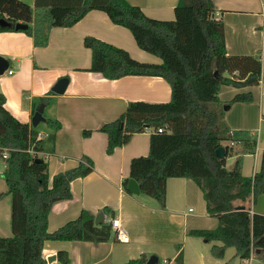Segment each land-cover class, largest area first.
I'll use <instances>...</instances> for the list:
<instances>
[{
	"label": "trees",
	"instance_id": "1",
	"mask_svg": "<svg viewBox=\"0 0 264 264\" xmlns=\"http://www.w3.org/2000/svg\"><path fill=\"white\" fill-rule=\"evenodd\" d=\"M93 9L105 11L114 23L130 29L138 45L163 62L140 61L122 47L87 36L85 45L92 50L89 70L108 79L161 76L172 88L170 101H130L124 113L104 123L99 129L108 135L107 152L113 153L135 132L152 128L150 151L132 159L130 178L149 182V192L162 202L165 180H194L203 191L208 213L219 219V225L215 229H194L190 234L220 241L222 244L212 247L216 257H224L230 246L242 258L251 257L257 249L264 250V214L236 204L251 196L257 200L264 194V154L262 168L253 176L242 174L240 157L232 169L226 167V157L234 153L230 144L224 145L225 157L216 154L224 141H244L250 151L256 146L247 131L231 134L219 92L224 84H259L263 74L261 57L228 54L224 21L216 16L214 0H179L172 20L152 18L128 0H34V7L23 0H0V18L12 23L0 24V31L17 30V22L28 23V28L17 31L26 32L36 45L44 46L52 27L73 26ZM49 99L42 97L41 101L47 103ZM233 100L253 101V96L239 94ZM5 103L6 96L0 91V154L5 150L9 154L3 174L6 194L11 196L12 230L11 235L0 236V264H45L43 249L47 240H108L112 225H97L87 210L59 229L48 231L54 202L71 198L72 181L92 172L94 163L83 156L77 166L58 172L50 183L47 161H37L30 152L32 147L41 149L35 128L20 121ZM49 123L55 130L61 125L58 121ZM159 127L165 131L158 132ZM91 132L85 130L83 134ZM58 259L62 264L71 263L64 250L58 252ZM176 260L183 264V252ZM145 262L146 258L140 257L124 264Z\"/></svg>",
	"mask_w": 264,
	"mask_h": 264
},
{
	"label": "crops",
	"instance_id": "2",
	"mask_svg": "<svg viewBox=\"0 0 264 264\" xmlns=\"http://www.w3.org/2000/svg\"><path fill=\"white\" fill-rule=\"evenodd\" d=\"M128 1L140 6L148 16L163 20L175 19L179 2ZM214 1L218 7L216 16L224 21L228 54L260 56L263 64L259 84L242 87L224 84L219 92L231 134L247 131L256 140L252 151L244 147V141H224L223 146L228 143L234 149L233 155L226 157V167L232 169L240 157L242 174L253 176L261 170L264 154V1ZM30 5L34 7V0ZM87 36L122 47L140 61L163 62L158 55L141 48L130 29L114 23L100 9L89 11L73 26L52 27L44 46L36 45L34 38L24 31H0V56L8 60V69L13 70L10 75H0V91L6 96V108L20 121L32 125L36 109L44 103L41 98H50L45 103L43 129L38 128L42 122L36 127L32 125L37 134H44L39 152L48 163L50 183L58 172L77 166L83 156L94 163L92 172L72 181L71 198L54 202L48 231L59 229L87 210L94 215L95 223L96 216L104 213V220L97 225H112L114 218H120L130 238L128 242L117 239L112 227L111 236L105 241L47 240L43 249L45 264H62L58 259L61 250L68 252L70 264H124L140 257L147 261L152 255L158 256L157 264H179L176 258L180 252H183V264H264L263 249L242 258L236 255V248H227L224 257L218 258L212 253V247L222 244L220 241L190 234L194 229H215L219 225V219L208 213L203 191L194 180L185 177L165 180L164 202L149 192V182L138 181L140 194L128 190L125 181L130 179L131 161L148 155L153 129L135 132L127 143L109 154L108 135L99 128L124 113L130 101H170L172 88L161 76L128 75L108 79L100 72L89 70L92 50L85 45ZM63 77L68 78L65 92H54L52 87ZM248 93L252 94L253 101L233 100L239 94ZM50 120L58 121L60 128L55 130ZM85 130L92 132L84 136ZM0 157L7 162L2 154ZM229 159L231 168L227 165ZM2 194L0 236H9L4 234L9 230L2 224L6 223L7 227L10 224L11 207L6 201L9 197ZM236 204L238 207L244 204L252 213L264 214V194L257 200L251 196ZM50 257L55 258L49 260Z\"/></svg>",
	"mask_w": 264,
	"mask_h": 264
},
{
	"label": "water",
	"instance_id": "3",
	"mask_svg": "<svg viewBox=\"0 0 264 264\" xmlns=\"http://www.w3.org/2000/svg\"><path fill=\"white\" fill-rule=\"evenodd\" d=\"M0 24L2 25H8V26H11L12 23L9 22L7 19L5 18H0ZM15 28L17 30L19 29H26L28 28V23H24V22H17L15 24ZM9 67V63H8V60L5 59L4 57L0 56V75H2L5 70H7ZM67 84H68V78L66 77H63L61 79L58 80V82L52 87V90L56 93H64L65 90H66V87H67ZM228 105H226L224 108L226 109ZM44 108H45V103H41L38 108L36 109L33 117H32V125L34 127L38 126L39 123L41 122H45L46 121V118L44 117L43 113H44ZM216 154L217 156L223 158L225 157V148L224 146H219L217 149H216ZM37 161H41L42 158L41 157H37L36 158ZM127 188L129 191L135 193V194H140L141 190H140V185H139V182L137 179L131 177L128 181V185H127ZM240 208V207H238ZM104 220V213H100L96 216V223H100ZM261 249H257L256 251L257 252H260ZM55 257H50L48 258L49 260H52L54 259ZM159 261V258L158 256L156 255H152L147 261H146V264H157Z\"/></svg>",
	"mask_w": 264,
	"mask_h": 264
},
{
	"label": "built area",
	"instance_id": "4",
	"mask_svg": "<svg viewBox=\"0 0 264 264\" xmlns=\"http://www.w3.org/2000/svg\"><path fill=\"white\" fill-rule=\"evenodd\" d=\"M12 73H13L12 69H7V70H5L3 75H10ZM163 131H165V129L163 127H159L158 128V132H163ZM43 137H44L43 133H38L36 139L40 140ZM30 152H31L33 158L40 157V152L38 150L34 149L33 147L30 148ZM3 156L5 158H8L9 154H8L7 150H5L3 152ZM112 227L114 229V233H115V236H116L117 239H119V240H121L123 242H128L130 240L129 236L127 235V233H126V231H125V229H124V227L122 225V222H121L120 218H114L112 220Z\"/></svg>",
	"mask_w": 264,
	"mask_h": 264
},
{
	"label": "rangeland",
	"instance_id": "5",
	"mask_svg": "<svg viewBox=\"0 0 264 264\" xmlns=\"http://www.w3.org/2000/svg\"><path fill=\"white\" fill-rule=\"evenodd\" d=\"M23 1L28 2L29 4L33 2V0H23ZM42 125H43V122L38 126V128L39 129H43ZM231 162H232V160L229 159L228 160V164H227L229 168H231V166H232ZM6 164H7L6 160L3 157H0V194H1V192L2 193L4 192V195L2 194V196L6 197V198H7V196L9 197V198L6 199V201L10 202V207H11V196L9 194H6L8 186H7V184H6L5 180H4V174H3V172L5 171V168H6L5 167ZM10 214H11V209H10ZM9 223L10 224L8 225V227L6 226V223L2 224L4 227L8 228V230H9L8 233H6V232L4 233L6 235H10L12 233V230H11V219H10ZM228 248L231 249V248H235V247L230 246Z\"/></svg>",
	"mask_w": 264,
	"mask_h": 264
}]
</instances>
